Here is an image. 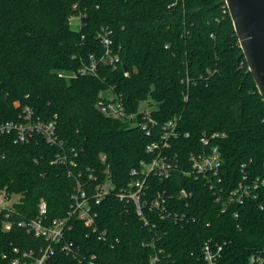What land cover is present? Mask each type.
Wrapping results in <instances>:
<instances>
[{
    "label": "trees",
    "instance_id": "trees-1",
    "mask_svg": "<svg viewBox=\"0 0 264 264\" xmlns=\"http://www.w3.org/2000/svg\"><path fill=\"white\" fill-rule=\"evenodd\" d=\"M71 16L79 17L76 30ZM101 29L111 32L120 61L113 69L97 60L95 75L81 74L90 56L103 54ZM104 91L119 97L137 122L140 104L155 103L149 112L157 122L152 135L132 120L102 113L97 102ZM26 107L42 121L55 119L59 143L48 144L39 135L16 143L14 135H0V189L19 196L15 209L22 219L35 218L43 199L51 222L72 210L74 174L81 172L95 224L106 239L99 240L77 216L69 219L64 239L94 255L93 264H150L153 257L155 264H204L201 248L209 239L222 245L220 264H247L249 255L264 247V209L258 200L247 198L222 211V202L204 183L184 173L200 137L216 132L224 134L214 143L223 196L243 176H264V102L224 0H0V123L21 120ZM173 117L180 137L166 153L178 169L163 180L150 174L145 193L171 195L167 203H176L173 207L190 220L173 223L145 208L149 223L144 225L133 205L114 192L95 204L96 185L108 180L117 191L131 180L132 169L154 158L146 146ZM61 154L75 167L53 163ZM182 188L193 191L190 199L177 197ZM42 244L21 228L0 230V264H7L3 255L12 257L15 247ZM45 264L89 261L55 247Z\"/></svg>",
    "mask_w": 264,
    "mask_h": 264
},
{
    "label": "built area",
    "instance_id": "built-area-1",
    "mask_svg": "<svg viewBox=\"0 0 264 264\" xmlns=\"http://www.w3.org/2000/svg\"><path fill=\"white\" fill-rule=\"evenodd\" d=\"M71 19L69 18V22H71ZM97 38L103 47V54L99 59L90 56V61L79 69L81 74L95 75L98 65L97 60L105 62L113 69L116 68L120 61L119 49L114 47L111 32H108L107 29H101L97 34ZM60 75L66 78L72 76V74L63 72ZM124 75H128L127 71H124ZM101 97L102 99L97 102V107L106 116L132 120L133 124L140 126L146 135H152L157 122L149 113L141 111L143 113L142 119L137 122V114H127L119 97ZM177 121L178 118L173 117L162 125L161 130L157 134L154 133L156 135L155 141L146 146V152L153 154L154 158L150 162L141 161L139 168L132 169L130 172L132 178L125 186L120 187L116 191L108 180L105 183L96 185L92 195L95 199V204H98L105 196L114 192L120 201L130 202L133 205L136 215L143 220L144 225L149 223V220L144 216L145 208L149 212L155 211L159 219H167L173 223L183 224L190 220L185 213H181L177 208L173 207L176 203H167L171 199V195L169 196L165 192L162 193L160 191L151 194V196H147L145 193V181L150 174L163 180L169 178L171 173L178 169L179 163L174 159V156L166 153L173 139L180 137ZM10 134L14 135L16 143H27L34 135L41 136L46 143L51 145L59 143L56 135L55 119L42 121L39 118H35L32 110L28 107L23 110L21 120L0 123V135ZM185 136H188V134H185ZM223 136L224 134L216 132L211 134L204 133L199 140L201 144L199 149L189 152L187 156L189 167L184 170V173L193 179H200L208 191L216 197V201L222 202V211L227 206L229 207L236 203L242 204L247 198L258 200L259 208L264 209V176H258L254 179H248L243 176L237 186L223 196L222 177L219 174L221 156L217 144H214ZM67 161L69 166L75 167L72 159H69L66 154L57 155L53 163L64 164ZM71 174L73 172L69 171V176ZM74 175L75 185L70 193L72 210L68 212L65 218L54 219L51 222L46 221L47 208L43 199H40L37 205L38 214L35 218L22 219L15 209L19 196L9 193L6 189H0V230L8 232L17 227L25 230L26 233L31 234L33 237L43 240V244L37 249L21 250L17 247L13 248L14 255L12 257L3 255V258L7 260V264H45L50 255L53 254L55 247H60L64 253L72 258L80 261L88 260L89 264H93L94 255L88 257L82 254L79 247L64 239L65 232L71 229L69 219L72 216H77L92 233H97L99 240L105 241L106 239V231H99L95 224L96 213L89 204L90 194L87 190V183L81 180V172ZM192 195L193 191L185 188H182L177 193V197L184 200L190 199ZM15 196L17 199L13 200ZM235 216L236 214L234 213ZM221 252V244L211 239L205 241L201 248L203 263L220 264ZM155 262L156 257H153L150 264H155ZM247 264H264V247L252 252L248 257Z\"/></svg>",
    "mask_w": 264,
    "mask_h": 264
},
{
    "label": "water",
    "instance_id": "water-1",
    "mask_svg": "<svg viewBox=\"0 0 264 264\" xmlns=\"http://www.w3.org/2000/svg\"><path fill=\"white\" fill-rule=\"evenodd\" d=\"M248 70L264 102V0H224Z\"/></svg>",
    "mask_w": 264,
    "mask_h": 264
},
{
    "label": "rangeland",
    "instance_id": "rangeland-1",
    "mask_svg": "<svg viewBox=\"0 0 264 264\" xmlns=\"http://www.w3.org/2000/svg\"><path fill=\"white\" fill-rule=\"evenodd\" d=\"M71 22H70V26L72 29L76 30L79 27V17L77 16H71ZM101 96L106 97V98H112L113 94L110 91H104L101 93ZM156 109V104L153 103L152 101L149 102H143L140 104L139 106V110L140 111H145L146 113H149L151 110ZM17 197H13V200H16Z\"/></svg>",
    "mask_w": 264,
    "mask_h": 264
}]
</instances>
